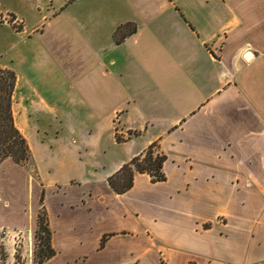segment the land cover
Returning <instances> with one entry per match:
<instances>
[{
  "label": "crops",
  "instance_id": "0c3cea01",
  "mask_svg": "<svg viewBox=\"0 0 264 264\" xmlns=\"http://www.w3.org/2000/svg\"><path fill=\"white\" fill-rule=\"evenodd\" d=\"M47 1L31 32L12 29L45 58L84 52L86 81L70 113L45 96L41 105L72 138L104 126L126 149L103 190L38 172L55 250L44 264H160L161 250L165 264H264V0ZM19 99L28 114L29 99ZM154 142L166 181L136 174L127 193H114L108 178ZM71 148L89 157V147ZM5 163L1 182L24 175ZM62 240L95 243L61 259Z\"/></svg>",
  "mask_w": 264,
  "mask_h": 264
},
{
  "label": "rangeland",
  "instance_id": "374dc122",
  "mask_svg": "<svg viewBox=\"0 0 264 264\" xmlns=\"http://www.w3.org/2000/svg\"><path fill=\"white\" fill-rule=\"evenodd\" d=\"M47 2L0 0V18L2 16L6 20L2 21L3 24L0 23V65L9 66L21 77L20 87L24 88L21 94L29 99L25 103L28 114H25L21 108L19 98L22 95L19 92L14 98L13 112L16 124L27 139L32 154L30 163L22 167L24 175L23 172L16 171L6 183L1 180L8 173L10 165L5 163L0 167V246H4L11 261L14 255H18L24 264H35L40 252H43L41 250L46 249L42 247L46 235L38 227L39 218L43 217L41 199L44 191L39 173L48 183L55 180L67 184L75 180L87 184V187L103 190L105 173L126 149L117 146L111 132L104 126L72 138L68 128L62 130L56 115L41 105L40 98L45 96L49 104L60 106L58 108H62L65 113H70L71 104H75L74 93L76 90L84 93L86 81L85 63L78 59L85 56L84 52L75 54L76 59L63 53H51L52 58H45L41 53L25 46V37L12 29V26L19 27L22 22L23 29L25 27L26 32H31L43 20V16L49 15ZM9 14L15 15L18 20H12ZM77 118L81 119L80 116ZM116 136L122 138L117 132ZM73 141L79 146L89 147V157L83 155V161L75 157L71 148ZM157 151L158 149L154 150ZM84 186L69 188L68 197L79 195L85 190ZM48 204L56 211L57 205L59 206L58 198L52 196ZM94 243L95 240H83L79 246L68 248L62 240L61 259L88 254L93 251ZM161 253L163 254V250ZM162 254L159 255L160 264H165Z\"/></svg>",
  "mask_w": 264,
  "mask_h": 264
},
{
  "label": "trees",
  "instance_id": "16d2710c",
  "mask_svg": "<svg viewBox=\"0 0 264 264\" xmlns=\"http://www.w3.org/2000/svg\"><path fill=\"white\" fill-rule=\"evenodd\" d=\"M12 20H15L13 14H9ZM5 21L2 16L0 23ZM20 26H12L16 31H22V23ZM135 28L131 32H134ZM125 34L123 33L122 39ZM17 85V74L14 70L0 67V166L8 160H12L16 165L25 167L31 161V149L25 136L17 127L13 112L14 95ZM117 143L125 142L119 136L115 137ZM158 149L157 152L154 150ZM167 157L160 152L158 142L152 143L143 153L132 158L127 164L108 178V185L118 195L127 193L133 186L134 176L136 174H147L153 183L166 181L163 172L164 163ZM43 217L39 218V231L46 235V239L42 247V253L35 264H44L47 260L55 255L52 247L51 231L45 207L43 206V197L41 199ZM41 239V238H40ZM104 242V240L102 241ZM0 264H24L20 256L14 255L13 261L10 260L4 246H0Z\"/></svg>",
  "mask_w": 264,
  "mask_h": 264
}]
</instances>
